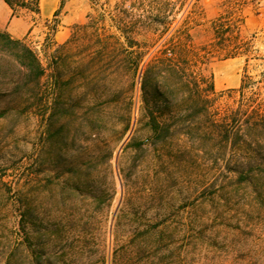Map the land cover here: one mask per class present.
Instances as JSON below:
<instances>
[{
	"label": "rangeland",
	"instance_id": "obj_1",
	"mask_svg": "<svg viewBox=\"0 0 264 264\" xmlns=\"http://www.w3.org/2000/svg\"><path fill=\"white\" fill-rule=\"evenodd\" d=\"M88 5L64 42L58 18L21 39L43 70L37 88L12 91L18 64L0 53V264H264V174L239 181L210 125L237 106L246 61L250 86L264 72V0ZM216 19L248 54L201 65L208 115L203 98L156 99L153 57L204 56Z\"/></svg>",
	"mask_w": 264,
	"mask_h": 264
},
{
	"label": "trees",
	"instance_id": "obj_2",
	"mask_svg": "<svg viewBox=\"0 0 264 264\" xmlns=\"http://www.w3.org/2000/svg\"><path fill=\"white\" fill-rule=\"evenodd\" d=\"M7 6L13 11V16L19 11L27 10L38 12L39 0H4ZM122 20L118 19L117 28ZM213 44L210 50L204 48V56L199 57L194 48L180 49L179 53L170 54L168 57L159 51L149 63L145 77L154 72L155 82L152 84L153 96L168 103V97L178 92L194 96L198 100L203 98L205 105L203 111L208 115L207 94L213 93L212 82H209L208 89H201L205 79L201 77L200 67L206 64L210 54L225 58L246 56L248 43L240 42L229 25L223 23V19H216L212 22ZM129 32V29H127ZM127 32V31H126ZM125 38L131 44L130 37ZM131 46V45H130ZM0 53L11 58L18 64V75L20 83L12 91H19L29 83L37 88L43 70L36 54L21 40L12 39L7 33L0 31ZM145 52H140L136 63L141 62ZM202 59L201 63L198 61ZM206 60V61H205ZM193 62V63H192ZM254 82L252 77L247 75V61L243 68V76L238 89L240 98L237 106L226 108L224 115L216 124L210 123L220 136V147L218 157L227 164H232L229 171L238 176L239 181H249L254 174H264V72L260 73L256 81L257 86H250ZM146 78L142 82L141 89L146 95ZM206 93V94H205ZM204 94V95H203ZM190 105L189 108H194ZM149 127L156 134L159 124L150 115ZM4 264H12L6 259Z\"/></svg>",
	"mask_w": 264,
	"mask_h": 264
},
{
	"label": "crops",
	"instance_id": "obj_3",
	"mask_svg": "<svg viewBox=\"0 0 264 264\" xmlns=\"http://www.w3.org/2000/svg\"><path fill=\"white\" fill-rule=\"evenodd\" d=\"M88 9V0H39L37 13L21 10L13 16L5 1L0 0V30L17 40L30 36H33L32 40H42L46 36V23L58 18V30L53 40L56 44L62 43L70 26L81 22Z\"/></svg>",
	"mask_w": 264,
	"mask_h": 264
}]
</instances>
